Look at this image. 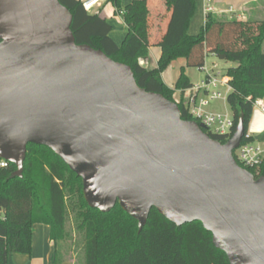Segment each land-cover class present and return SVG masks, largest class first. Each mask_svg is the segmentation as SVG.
Masks as SVG:
<instances>
[{
    "label": "water",
    "instance_id": "water-1",
    "mask_svg": "<svg viewBox=\"0 0 264 264\" xmlns=\"http://www.w3.org/2000/svg\"><path fill=\"white\" fill-rule=\"evenodd\" d=\"M59 0H0V158L22 177L30 144L50 149L82 180L89 207L117 204L147 226L156 209L196 222L230 264H264V177L181 117L179 105L137 85L131 67L78 44Z\"/></svg>",
    "mask_w": 264,
    "mask_h": 264
},
{
    "label": "trees",
    "instance_id": "trees-1",
    "mask_svg": "<svg viewBox=\"0 0 264 264\" xmlns=\"http://www.w3.org/2000/svg\"><path fill=\"white\" fill-rule=\"evenodd\" d=\"M59 1L72 14V32L78 44L101 50L114 61L130 66L138 86L177 103L186 121L197 122L183 101L186 91L195 86L187 68L201 70L209 54L235 64L226 72L233 88L226 98L234 116L233 134L225 137L205 128L203 131L226 144L236 133L240 120L244 119L249 129L254 103L264 99V0L249 6L246 21L209 14L197 35L188 33L196 0H174L160 46L162 55L154 70L140 65L142 58L149 57L151 47L146 0H110L116 13H123L127 27L121 46L111 37L113 26L101 13L87 12L82 0ZM179 61H185L186 66L180 67L171 89L162 75ZM26 155L22 177H14L15 165L0 166V264H8L11 253L30 255L33 225L42 222L51 226L54 264H230L202 223L179 228L152 209L147 226L139 233L137 220L119 204L107 214L90 208L84 199L81 178L50 149L30 144ZM2 161L0 158V164ZM248 170L256 179L264 177V166L259 171ZM76 208L79 210L74 223L85 236L82 261L65 245L69 238L68 218Z\"/></svg>",
    "mask_w": 264,
    "mask_h": 264
},
{
    "label": "crops",
    "instance_id": "crops-1",
    "mask_svg": "<svg viewBox=\"0 0 264 264\" xmlns=\"http://www.w3.org/2000/svg\"><path fill=\"white\" fill-rule=\"evenodd\" d=\"M257 1L258 0H211L210 6L214 11L209 14L218 16L226 15L228 18L236 21H246L247 17L245 12L248 10L250 5ZM173 2L174 0H146V4L148 5V36L150 37L151 47L149 49V57L142 58V60L140 61V65H143L147 69L154 70L157 68L159 59L162 55L160 46L165 39L166 29L174 7ZM196 2L197 8L190 23V27L188 30L189 35H197L206 25V18L209 15L206 13L208 2H206L205 0H196ZM108 4L112 3L110 1L104 3L100 10H97L96 12L102 13L103 9ZM115 15H117L122 24H124L127 32V27L125 22L123 21V17L116 12ZM107 21H109L113 26V21H110L109 19ZM112 32L111 37L115 40L116 44L120 46L123 38L113 35ZM162 78L164 83L168 85V87H170L171 89L174 88L175 85L172 66L163 73ZM255 120L257 123H255ZM248 130L249 132L254 134V137L256 139L260 137L262 140V138H264V116L260 115L259 113L254 114ZM50 233V224H48L47 222L35 223L33 225L32 232L33 237L31 254L27 255L20 253H11L9 256L8 264H54L53 259L55 256V246L54 242L51 239ZM62 264L75 263L74 261H66Z\"/></svg>",
    "mask_w": 264,
    "mask_h": 264
},
{
    "label": "built area",
    "instance_id": "built-area-1",
    "mask_svg": "<svg viewBox=\"0 0 264 264\" xmlns=\"http://www.w3.org/2000/svg\"><path fill=\"white\" fill-rule=\"evenodd\" d=\"M110 0H84L83 6L89 13L96 12V8H101L104 3ZM208 2L206 13L213 12L210 6L211 0ZM122 16L123 13H120ZM213 68H207L206 63L201 71L206 77L201 85L194 86L191 90L186 91L183 101L188 109L191 117H194L198 123L204 126L209 132L220 136H230L233 134L235 126L234 116L231 113H217L209 110L211 102L226 100L233 88L226 73L218 71L219 67L214 64ZM264 116V99H258L254 103V114ZM253 114V115H254ZM256 141V142H254ZM236 162L245 169H253L259 171L264 166V141L261 138H255L254 134L246 131V135L237 150L233 153ZM238 163V165H239ZM2 168L8 166V162L3 160L0 164Z\"/></svg>",
    "mask_w": 264,
    "mask_h": 264
},
{
    "label": "rangeland",
    "instance_id": "rangeland-1",
    "mask_svg": "<svg viewBox=\"0 0 264 264\" xmlns=\"http://www.w3.org/2000/svg\"><path fill=\"white\" fill-rule=\"evenodd\" d=\"M96 10H100V8H96ZM116 12V7L112 4H108L102 11L101 17L104 19H109L110 21H113V32L112 34L125 39V33H126V28L124 27V24L120 21L119 17L115 15ZM120 43V46L122 45V42ZM264 50V47H263ZM206 66L207 68H213L212 66L216 64L219 67L218 71H222L223 73H226L229 68H232L235 66V64L227 62V61H221L217 57H215L212 54H209L206 58ZM181 66H186L185 61H179L176 62L175 65L172 67L173 69V76H174V81L176 78V75L179 72V69ZM187 75L190 79L191 84H194L196 86L201 85V82L204 81L206 75L204 72H202L200 69L192 67V68H187ZM209 110L212 112H217V113H231V109L229 107V104L227 100H221V101H215L211 102L209 105ZM255 123L256 120H255ZM264 137V136H263ZM262 141H264V138H262ZM256 142V141H254ZM48 154L45 153V156ZM79 208L75 209V212L73 213L72 211L70 212L69 215V220L67 223V234L69 235L67 243L65 245L68 246L69 250L74 253L76 256V259L79 261H82L84 257V243H85V236L83 235V232L79 231L77 229V226L74 223V215L77 213Z\"/></svg>",
    "mask_w": 264,
    "mask_h": 264
}]
</instances>
